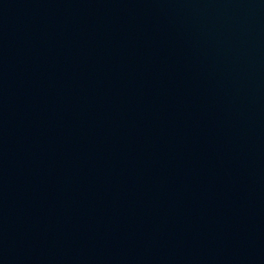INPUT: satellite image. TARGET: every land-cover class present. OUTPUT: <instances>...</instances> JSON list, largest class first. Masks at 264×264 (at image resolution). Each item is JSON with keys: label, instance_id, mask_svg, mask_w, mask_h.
Here are the masks:
<instances>
[{"label": "water", "instance_id": "obj_1", "mask_svg": "<svg viewBox=\"0 0 264 264\" xmlns=\"http://www.w3.org/2000/svg\"><path fill=\"white\" fill-rule=\"evenodd\" d=\"M0 264H264V0H0Z\"/></svg>", "mask_w": 264, "mask_h": 264}]
</instances>
